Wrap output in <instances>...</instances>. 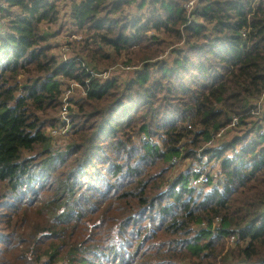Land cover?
I'll list each match as a JSON object with an SVG mask.
<instances>
[{
    "label": "trees",
    "instance_id": "obj_1",
    "mask_svg": "<svg viewBox=\"0 0 264 264\" xmlns=\"http://www.w3.org/2000/svg\"><path fill=\"white\" fill-rule=\"evenodd\" d=\"M3 1L0 264H264V0Z\"/></svg>",
    "mask_w": 264,
    "mask_h": 264
},
{
    "label": "built area",
    "instance_id": "obj_2",
    "mask_svg": "<svg viewBox=\"0 0 264 264\" xmlns=\"http://www.w3.org/2000/svg\"><path fill=\"white\" fill-rule=\"evenodd\" d=\"M194 4H195V0H190L185 4V8L190 12L193 10ZM7 9H8V4L3 0H0V29L4 28L7 25ZM70 40L80 41L82 40V36L74 34L70 36ZM60 50L64 53H67L70 50L69 43L64 42L63 45H60ZM109 71L99 75L104 76L106 79L109 76ZM92 74L94 73L92 72ZM64 82L66 84L64 85V90H63V100H62L63 109L61 113H66V115L62 117L59 121V124H57V126L50 131V136L52 138L53 144H56L59 140L63 141L64 139L68 138L71 135L72 125L70 124V118L67 115L68 108L72 106L75 101L79 100L82 96H85L88 93V82H89L88 80L85 82V84L69 79H64ZM262 108H264V91L262 92L261 98L257 102L256 111L253 109L250 110V112L259 114ZM238 123H239V117L238 116L233 117L230 125L222 129L217 134V136L224 134L227 128L234 127ZM260 132L264 134V126L260 129ZM213 142H214L213 140H210L207 143V145H211ZM198 155L201 158V160L197 167V170L198 172H200L201 175L195 179L194 181L195 184H200L206 180L207 177L206 173L208 170V165H207L208 157L203 154H198Z\"/></svg>",
    "mask_w": 264,
    "mask_h": 264
},
{
    "label": "rangeland",
    "instance_id": "obj_3",
    "mask_svg": "<svg viewBox=\"0 0 264 264\" xmlns=\"http://www.w3.org/2000/svg\"><path fill=\"white\" fill-rule=\"evenodd\" d=\"M60 8H61V18H62V20H67V18H68V14H69V11H70V4H66V3H61V5H60ZM11 11H16L17 12V10H15V9H12ZM132 11H133V13H137L138 12V10L136 9V7H134L133 9H132ZM9 17V15L7 14V23H8V18ZM46 29H49V31L51 32V33H55V32H57V31H59V26H52V25H45L44 26ZM66 33V31L64 30V31H60L53 39H52V42L56 45H58V47L60 46V45H63V43L65 42V40L66 39H69L70 40V36L71 35H66L65 34ZM75 35H78V34H75ZM83 40V39H82ZM58 49V48H57ZM57 51V50H56ZM127 75H129V73L128 72H126V70L125 69H123V68H118V69H114V70H111V71H109V76L108 77H119V78H122V77H126ZM99 76H101L103 79L105 78L104 76H102V75H99ZM24 80H25V78L24 77H20L19 78V82L21 83V82H24ZM62 109H63V106H62ZM62 111V110H61ZM61 111H60V113H58V117H59V121H60V119L62 118V117H64L65 115H66V113H61ZM59 121H58V123L57 124H59ZM56 127V126H55ZM54 127H51V128H48L49 130H48V133L50 134V131L53 129ZM62 142H64V140L63 141H61V140H59L56 144H54V148H58L59 146H60V144L62 143ZM214 166H216V165H214ZM180 169H178V170H176V171H174V173L175 172H179V170H184L185 168L183 167V166H181L180 165ZM217 171H218V168L216 169V167H215V170H214V173H215V175H214V179H215V182H217L218 181V178H217Z\"/></svg>",
    "mask_w": 264,
    "mask_h": 264
}]
</instances>
